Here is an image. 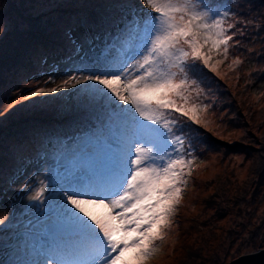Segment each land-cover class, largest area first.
I'll list each match as a JSON object with an SVG mask.
<instances>
[{
  "label": "rangeland",
  "instance_id": "374dc122",
  "mask_svg": "<svg viewBox=\"0 0 264 264\" xmlns=\"http://www.w3.org/2000/svg\"><path fill=\"white\" fill-rule=\"evenodd\" d=\"M127 2L0 0V264L42 259L35 250L56 233L62 178L106 118L83 96L90 84L23 97L88 74L84 65L120 60L125 44L108 21L124 14ZM208 3L231 13L235 35L227 57L214 55L216 71L203 70L198 102L209 107L201 124L181 118L186 147L197 159L147 264H226L264 247V0ZM86 19L100 23L85 29ZM73 25L79 52L65 37ZM43 38L53 42L45 46ZM13 101L22 102L6 112ZM20 172L26 174L17 178ZM41 182L48 185L45 201L29 200Z\"/></svg>",
  "mask_w": 264,
  "mask_h": 264
},
{
  "label": "snow or ice",
  "instance_id": "6c2138e0",
  "mask_svg": "<svg viewBox=\"0 0 264 264\" xmlns=\"http://www.w3.org/2000/svg\"><path fill=\"white\" fill-rule=\"evenodd\" d=\"M139 3L143 7L128 0L124 14L108 21L125 44L120 60L84 65L81 72L88 74L23 97L90 84L83 96L106 118L62 178L56 233L35 250L42 259L21 264H147L173 222L197 159L186 147L181 118L201 124L200 114L209 107L198 102L203 70L216 71L214 55L228 56L235 24L227 22L231 13L208 0ZM95 23L100 21L86 19L80 26ZM75 28L65 37L79 52ZM47 187L41 182L29 200L45 201Z\"/></svg>",
  "mask_w": 264,
  "mask_h": 264
},
{
  "label": "water",
  "instance_id": "95a60500",
  "mask_svg": "<svg viewBox=\"0 0 264 264\" xmlns=\"http://www.w3.org/2000/svg\"><path fill=\"white\" fill-rule=\"evenodd\" d=\"M226 264H264V247L255 252L240 255Z\"/></svg>",
  "mask_w": 264,
  "mask_h": 264
},
{
  "label": "trees",
  "instance_id": "16d2710c",
  "mask_svg": "<svg viewBox=\"0 0 264 264\" xmlns=\"http://www.w3.org/2000/svg\"><path fill=\"white\" fill-rule=\"evenodd\" d=\"M42 40H43V43L45 44V46H47V45H46V42H47V41H51V42H53V41L50 40V39H44V38H43ZM36 44H37V43H36ZM33 47H34V46H32L31 49H33ZM67 48H68V46H65V45H64V46L62 47V51H61V53L63 52V50H66ZM62 54H63V53H62ZM41 56L44 58V57L46 56V54H42ZM8 177H9V176H7L6 173H5L4 176H3V178H2V180L7 179ZM213 264H219L218 260H215Z\"/></svg>",
  "mask_w": 264,
  "mask_h": 264
}]
</instances>
